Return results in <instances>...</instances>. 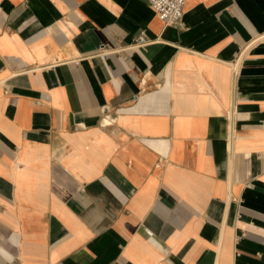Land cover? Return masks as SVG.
<instances>
[{"label": "crops", "instance_id": "obj_1", "mask_svg": "<svg viewBox=\"0 0 264 264\" xmlns=\"http://www.w3.org/2000/svg\"><path fill=\"white\" fill-rule=\"evenodd\" d=\"M0 264H264V0H0Z\"/></svg>", "mask_w": 264, "mask_h": 264}, {"label": "built area", "instance_id": "obj_2", "mask_svg": "<svg viewBox=\"0 0 264 264\" xmlns=\"http://www.w3.org/2000/svg\"><path fill=\"white\" fill-rule=\"evenodd\" d=\"M157 16L166 24H179L184 17V8L187 0H148ZM149 42L142 32L136 39V45H144Z\"/></svg>", "mask_w": 264, "mask_h": 264}]
</instances>
